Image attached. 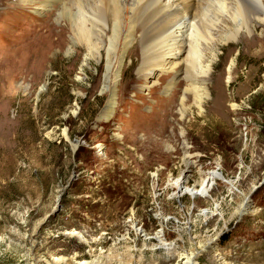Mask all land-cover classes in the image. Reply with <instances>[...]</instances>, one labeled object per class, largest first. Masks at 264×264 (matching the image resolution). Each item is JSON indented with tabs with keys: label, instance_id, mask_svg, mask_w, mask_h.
<instances>
[{
	"label": "rangeland",
	"instance_id": "rangeland-1",
	"mask_svg": "<svg viewBox=\"0 0 264 264\" xmlns=\"http://www.w3.org/2000/svg\"><path fill=\"white\" fill-rule=\"evenodd\" d=\"M75 5L0 0V264H264V23L199 41L208 98L183 116L185 79L142 77L137 25L99 122L106 55L71 47Z\"/></svg>",
	"mask_w": 264,
	"mask_h": 264
},
{
	"label": "bare ground",
	"instance_id": "bare-ground-1",
	"mask_svg": "<svg viewBox=\"0 0 264 264\" xmlns=\"http://www.w3.org/2000/svg\"><path fill=\"white\" fill-rule=\"evenodd\" d=\"M20 1L28 5L34 4V0ZM56 1L60 0H37L40 2L38 14ZM75 3V11L62 6L58 13L71 34V47H84L86 62L97 54L98 49L99 53L105 51L106 55L102 90L108 94V101L97 117L99 122L106 120L114 106L122 55L128 46L127 38L134 35L137 25L142 39V67L139 69L142 77L152 83L151 87L155 84L153 77L157 72L171 74L177 80L185 79L186 87L179 101V113L183 116L187 110L184 97H193V106L198 109L202 108L208 98L205 85L211 63H203L199 41L212 45L215 35L222 32V21L232 24V27L225 28L227 40L223 43L236 39L241 28H245L249 34L252 23H264V0H75ZM93 8L104 10L105 18ZM105 22L111 30L106 43L101 38L106 31ZM100 43L101 46L98 47ZM177 82L167 84L164 87L166 92L172 90ZM234 107L235 105L232 106L233 109ZM208 175L210 177L202 181L200 189L188 190L190 196L207 195L210 180L221 177L213 172ZM244 203L245 200L242 205L245 207ZM244 211L241 207L238 213ZM212 247L209 245L207 249L211 250ZM186 264L195 263L189 261Z\"/></svg>",
	"mask_w": 264,
	"mask_h": 264
}]
</instances>
